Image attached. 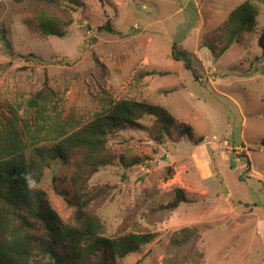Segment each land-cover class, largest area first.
Returning <instances> with one entry per match:
<instances>
[{
	"label": "rangeland",
	"instance_id": "obj_1",
	"mask_svg": "<svg viewBox=\"0 0 264 264\" xmlns=\"http://www.w3.org/2000/svg\"><path fill=\"white\" fill-rule=\"evenodd\" d=\"M82 1L58 38L39 29L40 0H0V124L14 113L20 130H40L42 138L55 123L78 127L119 99L165 107L203 140L157 145L145 117L109 142L112 163L88 182L101 193L86 212L100 219L105 236L153 234L116 264H162L172 233L183 227L199 231L200 264H264V3L249 1L258 10L255 30L214 57L202 41L246 0ZM107 19L112 31L98 30ZM173 44L191 53L193 70L171 58ZM41 89L49 95L30 107ZM121 155L143 161L125 168ZM70 173L66 161L37 167L30 186L73 224V208L56 193ZM178 189L185 201L165 208Z\"/></svg>",
	"mask_w": 264,
	"mask_h": 264
},
{
	"label": "trees",
	"instance_id": "obj_2",
	"mask_svg": "<svg viewBox=\"0 0 264 264\" xmlns=\"http://www.w3.org/2000/svg\"><path fill=\"white\" fill-rule=\"evenodd\" d=\"M40 1L44 8L38 14L39 29L58 38L64 37L72 24L73 8L84 5L82 0ZM98 1L102 6L110 4L109 0ZM249 1L233 9L217 31L202 41L214 57L221 56L243 35L255 30L258 10ZM50 10H63L65 15L58 16ZM98 30L112 31L110 21L107 19ZM5 46L10 49L8 42ZM170 56L185 69L193 70L191 53L187 50L173 44ZM48 95L44 89L37 90L28 105L39 106ZM145 117L151 119V135L157 145L164 141L175 143L184 137L195 144L203 140V136H195L188 123L177 121L165 107L132 98L110 102L78 127L66 128L55 123L42 138L40 130L29 127L25 132L20 130L16 114L6 116L0 124V264H116L153 239L150 232L105 236L100 219L86 212L90 202L101 193L100 188H89L90 178L113 160L109 142L123 130L142 127ZM43 139L53 143L48 148L34 145ZM260 145L264 146V136ZM118 157L125 168L143 161L135 155ZM58 161H66L71 167L67 185L56 193L73 208V224L60 219L43 190L30 186L35 168H46ZM175 195L165 208L174 210L185 201L182 189L176 190ZM198 239L197 229L175 230L162 264L189 261L200 264L202 252L196 245Z\"/></svg>",
	"mask_w": 264,
	"mask_h": 264
}]
</instances>
